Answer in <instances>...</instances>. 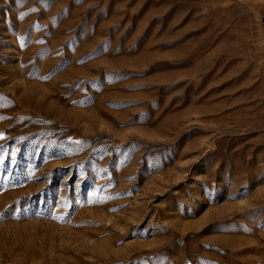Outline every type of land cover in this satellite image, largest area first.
Segmentation results:
<instances>
[{
	"label": "rangeland",
	"instance_id": "374dc122",
	"mask_svg": "<svg viewBox=\"0 0 264 264\" xmlns=\"http://www.w3.org/2000/svg\"><path fill=\"white\" fill-rule=\"evenodd\" d=\"M0 264H264V0H0Z\"/></svg>",
	"mask_w": 264,
	"mask_h": 264
}]
</instances>
